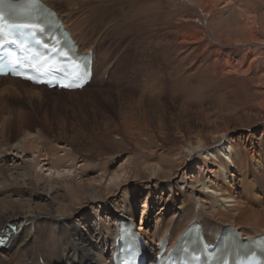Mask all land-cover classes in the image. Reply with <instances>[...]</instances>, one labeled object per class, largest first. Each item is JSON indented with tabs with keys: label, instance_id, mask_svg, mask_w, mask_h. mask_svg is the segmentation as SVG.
I'll use <instances>...</instances> for the list:
<instances>
[{
	"label": "bare ground",
	"instance_id": "bare-ground-1",
	"mask_svg": "<svg viewBox=\"0 0 264 264\" xmlns=\"http://www.w3.org/2000/svg\"><path fill=\"white\" fill-rule=\"evenodd\" d=\"M41 1L58 13L79 53H92L93 79L80 91L58 92L0 78V95L12 90L38 100L54 94L70 97L84 93L95 80L104 82L107 75V85L116 79L118 89L126 87L120 55L128 44L123 40L130 37L128 43L139 45L142 29L153 26L147 42L162 46L139 56V104L147 101L155 108L141 110L139 122L151 120L158 107L165 111L167 98L171 105L178 103L177 110L170 121L158 114L155 131L166 139L172 129L183 139L171 147L167 140L163 146L142 144L149 154L140 163L138 155L132 169L146 185L136 203L133 197L120 205L117 199L110 201L106 191L114 185L106 186L108 173L93 183L78 181L81 173L71 157H56L54 150L41 161L0 169V235L8 236L0 264H112L120 225L129 222L136 229L141 213L142 225L136 230L146 237L150 255L160 242L175 244L196 225L208 241L231 227L244 240L262 236L264 212L246 199L261 205L257 195L264 194V0H145L140 7L139 0H127L128 9L125 0ZM109 11L114 16L108 21ZM9 124L10 118L0 112L1 145ZM193 125L198 129L193 131ZM27 146L7 147L21 160L22 153L31 151ZM220 147L228 149L223 158ZM232 168L248 179L244 186L250 194L244 201L243 193L226 187L220 177V172L231 175ZM199 187L207 192L199 193ZM242 219L256 227L243 229L238 223Z\"/></svg>",
	"mask_w": 264,
	"mask_h": 264
},
{
	"label": "rangeland",
	"instance_id": "rangeland-1",
	"mask_svg": "<svg viewBox=\"0 0 264 264\" xmlns=\"http://www.w3.org/2000/svg\"><path fill=\"white\" fill-rule=\"evenodd\" d=\"M126 1L125 6L127 5L126 8L128 9L129 2ZM143 1L145 0H139V7L144 5L141 4ZM106 16L110 17H105L109 21L114 15L113 12L109 11L106 13ZM154 28L151 26L142 29V33L139 36V45H133L132 42L128 43L130 37L126 38L125 41L123 40V44H128L127 48L120 55L123 59L120 66L127 77V81L125 79L124 84L126 87L118 89L116 79H113V82L107 85V75L104 78V82L102 80H95L93 85L84 93L70 97L67 94H62L61 96L54 94L47 95L42 100H38L28 98L12 90L3 94L6 97L0 95V101H4L0 104V112L11 120V124L7 127L8 132L3 136L2 145L0 144V169L4 170L6 167L12 166L15 163L19 164L22 161L34 162L36 158H40L39 160L41 161L48 153V150H54L56 157H71L75 163L76 170L81 171H78V173H81L77 177V179L80 178L78 181L93 183V180H100L105 173H108L109 178L106 186L110 187L112 184L114 185L110 191H106L107 195L110 196V201L117 199V203L120 205L133 197V202L136 203L141 197V188L146 185L144 182L136 179L132 169L133 161L138 155L140 163L143 154H149L147 150L142 149V144L153 141V144L156 143L157 146H163L162 142L167 140V143L170 144L169 147H171L173 146L172 144H179L183 139L181 134L174 133V130L171 128L172 132L169 133L166 139L163 136L159 137L157 131H155L160 124L158 114L164 116L166 121H170L171 116L177 110L178 103L171 105L167 98L163 100L165 111H162L159 107L157 108V114L148 111V115L150 113L152 119L147 122H139V113L141 110H149L151 107L155 108L154 105L150 106L147 101H145L146 103L142 107L139 104V100L143 96V90L139 86V68L141 67L139 56L157 52L162 46L159 45L157 47L154 45L155 42L151 40L147 42L149 37H151L150 33H152V30H155ZM98 90L107 91V94L105 93L97 97L95 92H98ZM110 91L116 92V94H110ZM15 116L20 118L16 120ZM192 127L193 131L198 129L197 126L193 125ZM142 129H145L144 133ZM25 143L29 146H27V150L31 148V151L29 150L27 154L22 153L21 160H18L16 153L8 150V148H15ZM223 148H218L222 158L228 153V149L226 150V147ZM40 153L41 156L38 157ZM211 157L212 161L217 163L215 154ZM51 159L50 162L53 163L54 158ZM71 162H68L66 165L71 164ZM187 169L185 168L183 171L185 172ZM215 169H217L216 166ZM193 170L196 173V165H194ZM191 174L189 173L188 178ZM212 176L208 178L211 181L214 180ZM220 177L226 187L236 190L238 193H243V201L246 194H250L249 189L244 186L248 179H246V175L242 170L232 168L231 175H228L226 172H220ZM179 187L182 190L184 189V185H179ZM197 190L199 193L207 192L206 189L203 191L201 187L197 188ZM199 193L195 196L197 199L200 197ZM28 195L29 193L25 194V198ZM213 195L217 197V195ZM257 196L263 200L261 205L258 201L250 197L246 201L254 203L255 210L263 213L264 194L262 193L261 195V193H258ZM218 207H222L221 204ZM232 213L235 214L236 212ZM14 222L11 221L10 223ZM238 223L245 230L256 227L252 221L245 219L240 220ZM263 224L264 222L262 220L260 225ZM136 225L137 228L141 227L142 213L137 216ZM40 263L43 264V261H40Z\"/></svg>",
	"mask_w": 264,
	"mask_h": 264
},
{
	"label": "snow or ice",
	"instance_id": "snow-or-ice-1",
	"mask_svg": "<svg viewBox=\"0 0 264 264\" xmlns=\"http://www.w3.org/2000/svg\"><path fill=\"white\" fill-rule=\"evenodd\" d=\"M7 2V0H0V5H3ZM15 13L11 8V5L9 6V13L6 14L4 11L0 10V37L4 36L5 32L7 31V35L9 37L13 36L14 33H18L21 36L25 35V30H30V34L32 36H35V33L37 30L43 31L42 26L39 23H16L13 19ZM5 43H12L15 44L17 41L15 39L11 40H4L0 39V48L4 46ZM37 43H40L39 40H37ZM47 47V45H45ZM15 63H19V61H16ZM34 67V65H32ZM50 70V69H49ZM58 71H63V69H57ZM13 74L17 75L19 77L32 80L33 77L27 73V71H21L17 70L15 68L12 69ZM37 83H45L46 81L42 79H36ZM64 87H68L69 85H63Z\"/></svg>",
	"mask_w": 264,
	"mask_h": 264
}]
</instances>
